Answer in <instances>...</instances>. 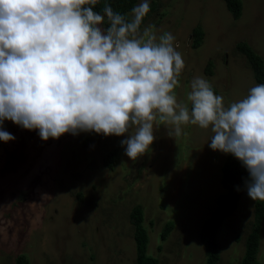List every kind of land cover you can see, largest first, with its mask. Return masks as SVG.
Instances as JSON below:
<instances>
[{
    "label": "rangeland",
    "instance_id": "rangeland-1",
    "mask_svg": "<svg viewBox=\"0 0 264 264\" xmlns=\"http://www.w3.org/2000/svg\"><path fill=\"white\" fill-rule=\"evenodd\" d=\"M149 3L141 29L154 25L157 36L170 32L185 63L174 89L178 101L186 102L198 76L211 83L226 107L257 84L235 43L245 42L264 62V0H241L236 20L222 0ZM196 25L203 35L195 48L190 32ZM166 127L171 126L154 122L155 140L131 160L120 144L128 133H65L42 141L36 130L5 120L3 130L15 139L0 141V264H15L20 254L27 264H134L129 220L134 206L147 234L145 253L157 264L203 263L197 233L223 191L219 168L225 154L209 148L210 128L185 125L183 134L172 138ZM111 151L115 156L107 167L103 160ZM254 202L245 188L222 220L215 264H238ZM258 236L255 258L264 264V217Z\"/></svg>",
    "mask_w": 264,
    "mask_h": 264
},
{
    "label": "clouds",
    "instance_id": "clouds-1",
    "mask_svg": "<svg viewBox=\"0 0 264 264\" xmlns=\"http://www.w3.org/2000/svg\"><path fill=\"white\" fill-rule=\"evenodd\" d=\"M98 0H0V141L15 137L5 120L36 130L42 141L81 132L123 136L136 160L155 140L154 122L213 133L209 148L231 154L248 173L247 196L264 201V84L225 106L211 83L190 82L186 102L174 89L185 67L170 32L141 29L150 11L141 0L130 13ZM107 23V27H102Z\"/></svg>",
    "mask_w": 264,
    "mask_h": 264
},
{
    "label": "trees",
    "instance_id": "trees-1",
    "mask_svg": "<svg viewBox=\"0 0 264 264\" xmlns=\"http://www.w3.org/2000/svg\"><path fill=\"white\" fill-rule=\"evenodd\" d=\"M226 10L230 16L236 20L241 14V0H222ZM136 0H98L94 11L103 14L105 5H110L114 11L121 14H128L134 7ZM102 27H107L105 23ZM192 46L198 47L203 35L200 25H196L191 29ZM235 49L242 54L247 61L252 77L257 84H264V62L262 58L256 54L248 44L243 41L235 43ZM209 67V64L208 63ZM210 72V69H207ZM115 156V152L108 153L103 160L105 166L110 167ZM219 183L223 189L216 196L215 208L205 217L198 229V240L202 246L204 254V262L200 264H215L219 258L218 244L216 241V232L222 220L228 217L237 206V202L242 191L245 189V180L248 173L246 169L238 163V160L231 154H225L219 168ZM264 217V201H255L253 205V220L249 232L244 239L243 254L238 264H257L256 252L258 249V234L260 223ZM129 220L133 225L132 239L135 247L134 264H157V259L145 253L147 234L143 226H141V211L139 206H134L129 212ZM168 228V224L162 230L163 237ZM15 264H27L24 255L16 256Z\"/></svg>",
    "mask_w": 264,
    "mask_h": 264
}]
</instances>
